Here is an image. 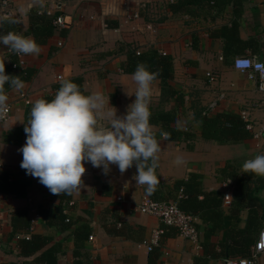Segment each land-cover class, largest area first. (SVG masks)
Here are the masks:
<instances>
[{"label":"crops","instance_id":"obj_1","mask_svg":"<svg viewBox=\"0 0 264 264\" xmlns=\"http://www.w3.org/2000/svg\"><path fill=\"white\" fill-rule=\"evenodd\" d=\"M5 15L16 23L0 19V32L4 33L5 26L36 42L35 33L40 32L44 21L53 24L62 16L70 27L58 30L51 26L52 35L44 37V43L37 42L39 54L17 55L0 45V63L12 67L11 76L26 77L28 70L32 73L24 80L22 90H4L12 103V113L8 121L0 124V182L4 174L8 182L0 190V264H41L42 254L50 249L54 250L56 264H197L204 259L201 245L178 232L167 236L169 227H164L157 217L136 211L144 196L143 189L132 181L135 165L123 174L112 165L105 175L101 168L86 163L83 186L64 205L68 221L63 225L57 221L47 223L40 211L53 212L57 198L38 178L26 175L20 167L22 155L18 149L26 140L23 129L32 104L52 94L62 80L82 77L85 95L101 93L110 99L118 116L125 114L135 100L136 88L131 75L122 70L127 52L156 51L171 59V84L184 99L163 95L161 81L152 82L149 108L155 113L176 112V127L182 132L179 140L161 141L160 127L149 124L148 132L154 133L159 149L153 189L173 187L176 181L194 173L203 177L205 192L224 194L225 184L232 182L234 189L236 186L222 174L228 166L236 178L244 175L249 189H253L262 176L244 174L242 164L264 153V138H255L264 126V94L247 73L234 68V60L250 56L264 63V0H7L6 10H0V17ZM59 42H63L62 47H58ZM207 73L215 77V82L209 81ZM199 111L202 116L196 118ZM219 112L239 117L247 112L253 137L237 144L204 139L203 118ZM99 123L107 126L105 120ZM177 157L182 158V164L173 163ZM234 189L236 195L241 193ZM257 195L264 201V189ZM235 202L236 208L232 203H223L225 229L212 238L214 244L223 240L235 217L244 226L248 204L245 200ZM17 211L26 214L29 229L23 221H16L14 230L12 221ZM197 224H201L198 218ZM159 228H164L165 233L151 253L153 232ZM199 232L201 244L205 239ZM27 236L50 241L27 256ZM90 236L94 239L90 240ZM200 264L223 261L208 259Z\"/></svg>","mask_w":264,"mask_h":264},{"label":"clouds","instance_id":"obj_2","mask_svg":"<svg viewBox=\"0 0 264 264\" xmlns=\"http://www.w3.org/2000/svg\"><path fill=\"white\" fill-rule=\"evenodd\" d=\"M0 19L16 23L8 15ZM0 45L17 55L40 52V45L32 37L14 31L0 32ZM235 63L239 68L250 62L238 58ZM255 66L261 69L264 78V66ZM157 75L147 65L137 64L131 74L136 85L135 100L120 116L110 105V99L101 93L85 95L74 82L62 80L51 100L38 99L31 106L30 118L23 129L26 140L18 149L22 155L20 167L26 175L38 178V182L51 194L69 195L83 186L86 163L101 168L105 175L112 165L121 174L135 165L132 181L137 188L143 189L145 198L150 196L156 186L153 172L159 149L148 132L149 99L152 82ZM6 84L16 91L25 86L20 76L6 74L4 63H0V111L7 106ZM125 94L128 95L126 91ZM101 120L107 121L106 127L100 125ZM160 139L167 141V134L161 133ZM173 163L180 165L183 160L177 157ZM242 170L264 177V153L245 160ZM261 235L264 236V233Z\"/></svg>","mask_w":264,"mask_h":264},{"label":"trees","instance_id":"obj_3","mask_svg":"<svg viewBox=\"0 0 264 264\" xmlns=\"http://www.w3.org/2000/svg\"><path fill=\"white\" fill-rule=\"evenodd\" d=\"M51 26L53 27V24L50 21L43 22L39 29L40 32L35 33V38L38 43H44L45 38L52 35L53 28ZM4 27L5 26H3L4 33L11 31V29L7 30L6 28L5 30ZM139 63L147 65L150 71L158 74L155 80L161 81L163 95H166L167 97L175 95L179 101H183L184 97L180 95L178 90H176L171 84L174 80V68L170 58L160 55L156 51L141 52L140 54H137V52L130 50L127 52L126 61L122 64V70L125 74L131 75ZM12 70V67L5 65V72L9 73L10 76ZM31 74L30 70H28L27 76L20 78L22 81L28 80ZM70 81L77 84L85 94L83 87L84 80L82 77H74L70 79ZM59 86L60 84L55 85L52 94L43 96L42 98L51 100ZM7 88H9V86L7 84L4 85V90ZM149 111V124L159 126L160 133L167 134V140L173 141L181 138L182 132L176 127L178 124L176 112L160 111L155 113L151 111L150 108ZM200 116H202V111H199V113L196 114V118H199ZM149 134L154 140V133L149 132ZM202 137L206 140H213L220 144H237L253 137V135L248 130L247 123L241 117L233 115L230 112H219L215 115L205 116L203 118ZM228 167L229 168L225 169L222 174L227 175L235 182L236 186L234 190L238 189L239 192L241 191V193L237 195L236 191L233 193L232 206L235 205L236 208L235 200L238 202L245 200L248 204V217L244 226H241V220L238 217H235L234 224L227 229L223 240L218 244H214L212 238L218 237L225 229L224 214L222 212L224 195L219 191L205 192L203 189V177L201 175L193 173L190 174L186 180L176 181L173 187L162 185L159 190L152 189L149 196L155 201L174 202L179 209L199 219L201 224L197 225V228L203 232L205 242L200 244L204 253L202 258L204 259L199 260L197 264L207 261L208 259L224 261L226 259L248 257L253 245L257 241L259 231L263 226L264 201L257 195V192L264 189L262 183L264 177L259 178V184L256 183L253 189H249L250 186L248 185L250 184H247L248 182L245 181L244 175H240L236 178V175L233 174L234 172L230 169V166ZM7 185V178L4 174L2 181L0 182V190H4ZM180 192L182 193L181 197H179ZM53 197L57 198L55 210L52 212L42 209L40 214L43 219L51 225L54 224V221L63 225L68 221V217L64 212V205L71 201L72 193L69 195H54ZM240 211L241 208L237 210V212ZM16 221H19L20 223L23 221L25 228L29 229L30 221L26 219V214L24 212L17 211L15 213L12 221L14 230L17 228ZM168 229L169 233H167V236L170 235V233L178 232L175 228ZM39 239L38 236H32L29 240L25 241V243L30 246L29 254L27 256H30L37 250L43 248L50 241L49 238H42V240ZM154 250L155 249H152L151 253H153ZM53 251L54 250L50 249V251L42 254L41 264H56Z\"/></svg>","mask_w":264,"mask_h":264},{"label":"built area","instance_id":"obj_4","mask_svg":"<svg viewBox=\"0 0 264 264\" xmlns=\"http://www.w3.org/2000/svg\"><path fill=\"white\" fill-rule=\"evenodd\" d=\"M6 8L7 0H0V10L5 11ZM53 26L58 30H63L68 29L70 27V23L67 22V19L65 17L60 16L53 20ZM62 46L63 42H59L58 47ZM238 58L248 60L250 63L247 65H241V67L237 68L235 61ZM256 64L264 66V63L261 60L250 56L237 57L234 60V68L242 73H247L249 79H251L253 82H256L258 91L264 94V78H262L261 76V69L257 68L255 66ZM207 77L209 78L210 82H215V77L212 74L207 73ZM11 113L12 103L10 102L8 97L6 109L4 111H0V124L8 121L11 116ZM241 118L247 123L248 130L251 131L252 126L249 121L248 113H242ZM262 137L264 138V126L262 127L260 132L255 134V138ZM233 189L234 184L232 182H228L227 184H225V192L223 194V202L225 206H229L232 203ZM181 196L182 193H180L179 197ZM117 200L122 201V198L118 197ZM136 211L141 214L157 217L164 225V227L175 228L180 236L192 243L200 245V232L197 228V218L179 209L176 203L159 202L153 200L148 196L147 198H143L141 204L137 207ZM32 229L33 227L31 226L30 232ZM164 233V228H159L153 232L152 240L149 245L150 251L154 249V247H159L161 237ZM262 233H264V227L261 229L258 239L253 245L251 253L248 257L226 259L223 261V264H259L261 260L264 261V236L261 235ZM27 238L30 239L28 236ZM89 239L93 240L94 237L90 236Z\"/></svg>","mask_w":264,"mask_h":264}]
</instances>
